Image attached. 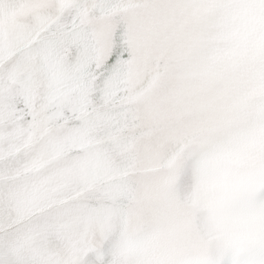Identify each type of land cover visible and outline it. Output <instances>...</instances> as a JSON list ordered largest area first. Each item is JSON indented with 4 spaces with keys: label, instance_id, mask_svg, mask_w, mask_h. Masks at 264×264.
I'll use <instances>...</instances> for the list:
<instances>
[{
    "label": "snow or ice",
    "instance_id": "obj_1",
    "mask_svg": "<svg viewBox=\"0 0 264 264\" xmlns=\"http://www.w3.org/2000/svg\"><path fill=\"white\" fill-rule=\"evenodd\" d=\"M0 264H264V0H0Z\"/></svg>",
    "mask_w": 264,
    "mask_h": 264
}]
</instances>
